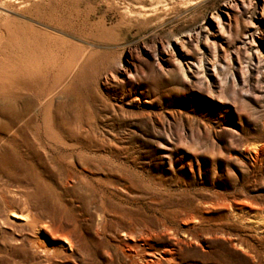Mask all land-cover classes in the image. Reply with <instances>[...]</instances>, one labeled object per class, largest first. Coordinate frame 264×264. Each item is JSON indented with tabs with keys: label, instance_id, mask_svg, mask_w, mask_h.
Returning <instances> with one entry per match:
<instances>
[{
	"label": "rangeland",
	"instance_id": "obj_1",
	"mask_svg": "<svg viewBox=\"0 0 264 264\" xmlns=\"http://www.w3.org/2000/svg\"><path fill=\"white\" fill-rule=\"evenodd\" d=\"M65 233L62 264H264V0H0V264Z\"/></svg>",
	"mask_w": 264,
	"mask_h": 264
},
{
	"label": "bare ground",
	"instance_id": "obj_2",
	"mask_svg": "<svg viewBox=\"0 0 264 264\" xmlns=\"http://www.w3.org/2000/svg\"><path fill=\"white\" fill-rule=\"evenodd\" d=\"M28 220L29 216L27 213L15 211L14 209H11L7 212V221L14 222L15 226L22 227L23 225H28ZM39 230H42V232L49 234L48 230L45 227V223L44 225H38L37 233L40 234ZM129 234V232H122L121 236H123L124 238L132 237L129 236ZM49 235L52 236V234ZM58 236L60 237V240L62 242V246L60 247L46 246L45 244L43 245L41 241L36 240L35 243L30 240L27 241L29 244V247H27V251L30 255V259L34 262V264H62L64 261H67L69 259V257L71 256L70 250L74 248L76 241L69 233L59 234ZM130 245L128 243V246Z\"/></svg>",
	"mask_w": 264,
	"mask_h": 264
}]
</instances>
